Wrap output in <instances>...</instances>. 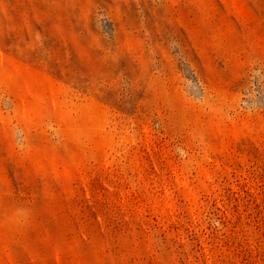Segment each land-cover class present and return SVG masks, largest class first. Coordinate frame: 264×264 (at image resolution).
<instances>
[{
    "label": "rangeland",
    "instance_id": "374dc122",
    "mask_svg": "<svg viewBox=\"0 0 264 264\" xmlns=\"http://www.w3.org/2000/svg\"><path fill=\"white\" fill-rule=\"evenodd\" d=\"M0 264H264V0H0Z\"/></svg>",
    "mask_w": 264,
    "mask_h": 264
}]
</instances>
